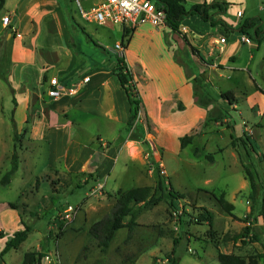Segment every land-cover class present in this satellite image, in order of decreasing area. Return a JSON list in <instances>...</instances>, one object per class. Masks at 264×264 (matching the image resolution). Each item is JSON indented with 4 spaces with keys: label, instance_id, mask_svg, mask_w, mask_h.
<instances>
[{
    "label": "rangeland",
    "instance_id": "374dc122",
    "mask_svg": "<svg viewBox=\"0 0 264 264\" xmlns=\"http://www.w3.org/2000/svg\"><path fill=\"white\" fill-rule=\"evenodd\" d=\"M74 1L65 2L69 5V9H65L71 25L79 27L72 12L82 16L83 11H91L102 0ZM247 13L250 18L261 19L264 26V0H248ZM86 26L89 27L86 34L93 45L100 47L96 38L101 34L103 43L107 45L101 46L103 50L113 59L120 58L113 48L118 44L115 41L122 40L121 26L107 23L106 29L116 26L109 34L108 29L103 30L96 23ZM131 38L132 34L127 39L131 41ZM163 45L166 42L159 37L156 39L148 32L146 35L139 34L123 59L127 65L133 63L131 69L137 72L145 65L148 72L162 76L163 72L156 61ZM193 55L198 59V65L183 53H178L181 61L188 64L186 66L194 94L195 89H198L211 96L213 84L210 76L200 73L205 63L199 59L198 52L193 50ZM2 78L4 84H0V96L5 110L3 113L0 111V179L11 167L8 158L14 150L15 136L11 124L14 112L10 115L11 94L5 85L9 86V83L4 76ZM241 78L244 83L239 85L240 90L248 99L255 92V87L248 78ZM134 79L137 84L135 76ZM257 80L261 82L259 78ZM239 81L240 78L237 77L236 83ZM235 91L238 92L236 88ZM151 94V88L144 90L148 102L153 98ZM235 99L234 104H220L216 101V107L225 114L219 122L209 119V111L213 106L204 108L207 110L206 119L200 126L190 128L186 135L194 137L193 143L185 149L177 147V152L171 146L167 149L160 147L157 149V160L156 150L148 143L154 139V128L140 111L135 131L128 129V126L126 131L131 138L134 136L142 142L140 150L135 149L133 152L136 159L133 162L124 161L125 157L122 155L111 177L103 180L104 184L99 183L94 173L71 174L58 169L55 173L40 175V169L48 162L47 141L41 143L35 153L25 151L24 148L31 149L30 144L25 143L27 131L21 132L17 128L19 157L30 156L28 166L35 162L38 168L33 170L35 172L28 171L24 169L23 162L11 185L0 186V213L9 204L10 213L15 217L20 215L19 226H23L22 230L30 228L28 240L19 250L11 251L6 262L21 264L25 254L33 251L40 254L43 264H173L169 258L175 248L174 259L178 264H219L218 249L244 258L257 255L259 264H264V130L258 133L256 129L259 118L250 110V101ZM197 106L203 108L198 103ZM180 109L184 108L180 106ZM194 123L181 125L178 132L183 133L184 129H189V125ZM245 124L248 127L253 125L254 136L244 128ZM120 127L121 125L110 126L104 121L92 119L79 131H74L75 140L89 145L93 141V135L101 132L104 142L108 143L114 138H106L105 133L117 137ZM245 132L249 142H245L243 138ZM164 136L162 141L166 140L165 137L170 139ZM180 140L175 141L176 146ZM101 151L104 153L105 150ZM244 166L253 171L257 186L255 192L250 188ZM160 181L165 190L158 192L157 196H163L164 200L156 207L142 206L143 209L139 210L135 218L137 225L132 233L129 229L120 230L108 251L102 252L90 230L94 224L111 215L118 194L138 187L157 188ZM38 182L39 186H36ZM169 183L184 198H170ZM99 186L103 188L98 190ZM222 195L235 205L233 216L225 213L217 204L215 197L220 198ZM249 202L251 205H248ZM70 206L75 208V213L71 219H67L65 212ZM201 208L213 214L212 233H209L208 225L197 221L202 213ZM129 220L130 218L126 224ZM7 232L13 236L15 229ZM2 233L6 235L5 232ZM237 236L240 237L235 240Z\"/></svg>",
    "mask_w": 264,
    "mask_h": 264
},
{
    "label": "crops",
    "instance_id": "0c3cea01",
    "mask_svg": "<svg viewBox=\"0 0 264 264\" xmlns=\"http://www.w3.org/2000/svg\"><path fill=\"white\" fill-rule=\"evenodd\" d=\"M184 1L187 8L217 1L227 3V12L217 15L215 19L222 20L228 30L221 26L213 27L196 16L183 20L179 32H173L168 26H141L131 31L132 38L125 53L126 57L133 40L139 34L146 35L148 32L154 38L159 37L166 42L156 61L163 72L162 76L148 72L145 65L137 72L131 69L133 63L128 64L137 79V88L142 99L141 114L152 129L154 128V139L148 143L156 150V160L159 158L157 149L160 147L167 149L171 146L175 152L177 147L181 149V143L176 146L175 141L185 137L190 128L200 126L207 116V110L197 106L198 99L186 66L188 64L181 61L178 53H183L192 63L198 65L193 50L198 52L199 59L205 63L200 73L210 76L213 84L211 97L220 104H227L220 98L223 93L229 92L237 99L249 100L250 110L259 118V126L256 129L258 133L264 130V39L257 42L248 38L247 42H243L242 38L245 36L236 31L245 19L250 18L247 13L248 0ZM65 2L5 1V6L0 12V84H4V76L9 83V86L6 83L5 85L11 94L10 115L14 112L17 128L21 132L27 131L25 143H29L31 149L24 150L35 153L41 143L47 141L48 162L40 169V175L55 173L58 169L71 174L94 173L99 183H103V180L111 177L122 155L125 157L124 161H135L133 152L135 149L140 150L139 145L142 142L133 140L130 134H126L131 105L112 74L115 60L101 47L107 46L102 41V35L99 34L96 38L100 47L93 45L86 34L89 28L86 25L93 22H87L80 13L72 12L74 20L79 24V27H73L65 9H69V5ZM6 17L12 20L8 26L3 23ZM114 27L116 26L107 28L108 34L112 33ZM100 28L107 30L105 26ZM122 29L124 36L125 28ZM221 39H226L225 44H219ZM122 41L123 37L121 41L115 42ZM237 77L240 78L238 84ZM241 77L248 78L255 87V92L248 99L242 94L239 86L244 83ZM85 78H89V82L84 83ZM54 81L67 87L79 85L77 95L60 99L50 98L48 93ZM150 88L153 98L148 102L144 90ZM1 99L0 96V111L3 113L5 106ZM180 106L184 109H180ZM41 115L43 116L40 117ZM92 119L104 121L110 126L121 125L117 137L105 133L106 138H114L106 143L99 132L98 135H93L91 144L78 143L74 131H79ZM188 122L195 123L189 125V129H184L183 133H179L180 126ZM249 126L245 124L244 128L254 136L255 129L253 125ZM162 136L166 140L162 141ZM101 150H105L104 153ZM28 157L30 156L21 155L20 165L24 162V169L36 170L38 167L35 162L28 166ZM248 205H251V202ZM9 210L11 209L7 204L0 213V232L6 234L0 239V254L13 237L8 235L7 231L14 228L16 233L23 228L22 225L19 226L20 215L12 210L18 214V217H15ZM11 251L13 249L0 259V264H8L6 260Z\"/></svg>",
    "mask_w": 264,
    "mask_h": 264
},
{
    "label": "trees",
    "instance_id": "16d2710c",
    "mask_svg": "<svg viewBox=\"0 0 264 264\" xmlns=\"http://www.w3.org/2000/svg\"><path fill=\"white\" fill-rule=\"evenodd\" d=\"M6 0H0V12L3 10L5 6ZM156 2L159 6H163L167 12V26L173 32H179L180 25L186 18L189 17H199L204 22L210 23L213 27L221 26L228 30L227 25L222 20H216L215 17L217 15H224L227 12L228 4L225 2L217 1L212 4H197L192 6L191 8L186 7V3L184 0H151ZM214 12V13H213ZM132 30L127 28L124 29V36L122 44L125 48L128 47L130 41L128 36L131 34ZM238 33L246 36L254 41H262L264 39V26L262 24L261 19L257 17L247 18L245 19L239 28L236 30ZM115 66L112 69L113 76L116 77L120 88L125 92L128 101L131 105V114L130 120L128 123V129L134 130L136 128V120L140 113L142 107V99L137 88V84L134 79V74L126 64L123 58H116ZM258 89V88H257ZM260 90V89H258ZM261 91V90H260ZM262 92V91H261ZM264 93V92H262ZM195 96L198 99V104L203 108H209L213 106V108L209 111V119L213 122H219L220 119H223L225 114L223 111L216 107V100L212 98L208 93L199 91L195 89ZM221 99L228 103L234 104L236 101L232 93H223L221 95ZM14 104H16V100H13ZM13 128L15 131L14 136V150L10 159V169L6 172V174L1 179V186L7 187L11 184L14 176L19 171L20 168V157L18 154V141H17V126L14 120L12 121ZM135 131V130H134ZM245 142H249L248 134L245 132L244 135ZM133 140H138L132 136ZM194 140L193 136H185L180 140L181 149H185L188 145L192 144ZM233 139V147H236V144ZM244 171L247 179L250 182L252 192L256 191V182L254 178V174L252 169L244 166ZM39 182L36 184L38 185ZM165 190L164 184L162 181L158 183L157 188L152 187H138L127 190L125 192H121L118 194L116 204L111 212V215L105 218L104 220L97 222L93 225L90 230L91 236L98 242V246L102 250V252L106 253L110 248L111 243L114 241L117 233L122 229H129L130 233H132L133 228L137 225L135 222V218L139 213V210L144 208L156 207L158 206L164 199L163 196L158 197V192H163ZM168 196L174 200L178 198H184V196L179 195L175 192L172 185L169 183V191ZM215 200L219 207L228 215L233 216V212L235 211V206L232 203H229L225 199V195H222L220 198L215 197ZM143 206V207H142ZM202 213L199 214L197 221L204 225H208L210 227V232L212 233L213 225H214V217L212 212L205 208H201ZM129 220V223L126 224V221ZM30 228L25 227L24 230L16 232L12 239L6 243L4 250L1 252L0 257H4L10 250H19L22 244H24L29 237ZM4 233L0 232V239L4 238ZM240 236H237L235 240H237ZM175 248L172 251V257L169 260L173 264H178L177 260L174 259ZM217 258L219 264H259L258 256H250L249 258H244L241 256H237L234 254H226L218 249ZM22 264H43L42 258L39 253L30 251L25 254L24 260Z\"/></svg>",
    "mask_w": 264,
    "mask_h": 264
},
{
    "label": "built area",
    "instance_id": "2783aa9c",
    "mask_svg": "<svg viewBox=\"0 0 264 264\" xmlns=\"http://www.w3.org/2000/svg\"><path fill=\"white\" fill-rule=\"evenodd\" d=\"M82 16L89 22L105 26L107 23L121 26L129 30H134L141 26H151L153 28H164L167 26V12L163 6H159L151 0H102L96 4L91 11H83ZM3 23L8 26L12 23L9 17L4 18ZM243 42L248 41V37L242 38ZM226 39H221L219 44H225ZM113 51L120 58H124L126 49L122 43L114 46ZM84 83L89 82L85 78ZM79 85L70 87L60 84L58 81L52 83V89L48 95L52 99L63 97H73L78 93ZM103 187L99 186L98 190ZM75 213V208L70 206L65 214L67 219H71Z\"/></svg>",
    "mask_w": 264,
    "mask_h": 264
}]
</instances>
